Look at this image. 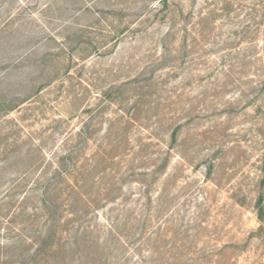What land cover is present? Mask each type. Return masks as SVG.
Listing matches in <instances>:
<instances>
[{
  "label": "rangeland",
  "instance_id": "rangeland-1",
  "mask_svg": "<svg viewBox=\"0 0 264 264\" xmlns=\"http://www.w3.org/2000/svg\"><path fill=\"white\" fill-rule=\"evenodd\" d=\"M264 0H0V264H264Z\"/></svg>",
  "mask_w": 264,
  "mask_h": 264
},
{
  "label": "trees",
  "instance_id": "trees-1",
  "mask_svg": "<svg viewBox=\"0 0 264 264\" xmlns=\"http://www.w3.org/2000/svg\"><path fill=\"white\" fill-rule=\"evenodd\" d=\"M263 166H264V162H263ZM256 214H257L258 221L263 223L264 222V196L263 195H260L257 200Z\"/></svg>",
  "mask_w": 264,
  "mask_h": 264
}]
</instances>
